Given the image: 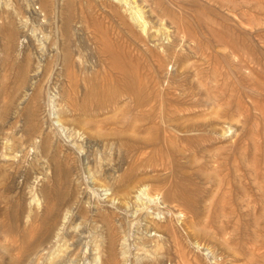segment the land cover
Returning a JSON list of instances; mask_svg holds the SVG:
<instances>
[{
  "label": "rangeland",
  "instance_id": "rangeland-1",
  "mask_svg": "<svg viewBox=\"0 0 264 264\" xmlns=\"http://www.w3.org/2000/svg\"><path fill=\"white\" fill-rule=\"evenodd\" d=\"M0 117V264H264V0H0Z\"/></svg>",
  "mask_w": 264,
  "mask_h": 264
},
{
  "label": "bare ground",
  "instance_id": "bare-ground-1",
  "mask_svg": "<svg viewBox=\"0 0 264 264\" xmlns=\"http://www.w3.org/2000/svg\"><path fill=\"white\" fill-rule=\"evenodd\" d=\"M126 3V2H125ZM48 4V3H47ZM127 5V4H126ZM130 9V8H129ZM129 11V19H131L134 23H136V25H138L139 27H140V29H142V30H144L145 29V21L143 20V18H142V16L140 15V13L136 10H132V9H130V10H128ZM128 14V13H127ZM68 18V17H67ZM126 18H128V17H126ZM68 19H70V18H68ZM123 19H125V17L123 18ZM125 21V20H124ZM66 25V24H65ZM129 25V24H128ZM59 32V31H58ZM7 35V34H6ZM11 37V36H10ZM34 37V36H33ZM26 38V37H25ZM29 39V38H28ZM19 42V41H18ZM20 43V42H19ZM11 44V43H10ZM10 46V45H9ZM67 57V56H66ZM42 59V58H41ZM29 61V60H28ZM27 61V62H28ZM79 63V62H78ZM28 64V63H27ZM80 64V63H79ZM25 67V66H24ZM28 67V66H27ZM68 68H69V66H68ZM26 69H28V68H26ZM73 69V68H72ZM25 70V69H24ZM23 71V70H22ZM31 80V79H30ZM112 80V79H111ZM104 81V80H103ZM112 82V81H111ZM120 82V81H119ZM130 83V82H129ZM106 84V83H105ZM32 85V84H31ZM108 85V84H107ZM118 85V84H117ZM40 86V85H39ZM116 86V85H115ZM34 87V86H33ZM106 87V86H105ZM118 87V86H117ZM116 87V88H117ZM39 88H41V87H39ZM33 89V88H32ZM95 89V88H94ZM98 89V88H97ZM100 89V88H99ZM102 89V88H101ZM100 89V90H101ZM108 89V88H107ZM132 89V88H131ZM29 90V89H28ZM113 90V89H112ZM118 90H119V88H118ZM95 91V90H94ZM120 91V90H119ZM129 91H130V89H129ZM39 92H40V90H39ZM56 92V91H55ZM103 92V91H102ZM112 92V91H111ZM121 92V91H120ZM119 92V93H120ZM136 92V91H135ZM135 92H133V93H131V95L132 94H134ZM128 93H130V92H128ZM149 93V92H148ZM94 94V93H93ZM105 94V93H104ZM121 94V93H120ZM123 94V93H122ZM102 95V94H101ZM113 95V94H112ZM114 95H115V93H114ZM124 95V94H123ZM147 95V94H146ZM109 96V95H108ZM141 96V95H140ZM139 96V97H140ZM34 97H36V96H34ZM33 97V98H34ZM53 97V96H52ZM119 97V96H118ZM128 97V96H127ZM143 97V96H142ZM142 97H140V98H142ZM20 98V97H19ZM144 98V97H143ZM150 98V97H149ZM53 99H54V97H53ZM116 99V98H115ZM136 99H138V97L136 98ZM145 99V98H144ZM151 99V98H150ZM154 99V98H153ZM20 100V99H19ZM27 100V99H26ZM41 100V99H40ZM139 100V99H138ZM137 100V101H138ZM98 101H99V98H98ZM110 101V100H109ZM112 101V100H111ZM154 101V100H153ZM96 102H97V100H96ZM103 102V101H102ZM139 103H143V99H140L139 101H138ZM146 102V101H145ZM37 103V102H36ZM106 103V102H105ZM148 103H149V101H148ZM19 104V103H18ZM11 105V104H10ZM35 105V104H34ZM38 105V104H37ZM109 105V104H108ZM145 105V104H144ZM147 105V104H146ZM55 106V105H54ZM56 107V106H55ZM58 107V106H57ZM107 107V106H106ZM2 108V107H1ZM8 108V107H7ZM6 108V109H7ZM17 108H18V106H17ZM34 108V107H33ZM127 108H128V106H127ZM154 107H152V109H153ZM100 109V108H99ZM143 109V108H142ZM152 109H148V111L147 112H145L144 113V115H143V119H145V120H147V121H155V119H157L158 120V118H159V116L157 115V114H161V115H164V116H167L168 115V113H169V111L166 109V107H160V108H158V110H152ZM144 110V109H143ZM7 111V110H6ZM19 111V110H18ZM26 111V110H25ZM40 111V110H39ZM5 112V111H4ZM32 112V111H31ZM142 112V111H141ZM20 113H21V111H20ZM127 113H129L128 111H125L123 114L125 115V114H127ZM15 115V114H14ZM18 115V114H17ZM56 115V114H55ZM4 116H5V114H4ZM58 116V115H57ZM56 116V117H57ZM61 116V115H60ZM140 117V116H139ZM1 118V117H0ZM13 118V117H12ZM35 119V118H34ZM56 119V118H55ZM140 119V118H139ZM138 118H137V120H139ZM10 120H15L14 118L13 119H10ZM61 120V119H60ZM56 121L59 123V124H61L60 122H59V120L58 119H56ZM158 121H160V120H158ZM162 121V120H161ZM2 122H4V121H2ZM136 122V121H135ZM137 122H139V121H137ZM33 123V122H32ZM134 124V121L133 122H129V126H130V124ZM140 123V122H139ZM153 123V122H152ZM157 123V122H156ZM163 123V122H162ZM131 124V125H132ZM136 124V123H135ZM35 125V124H34ZM62 125V124H61ZM141 125V124H140ZM74 126V125H73ZM80 126V125H79ZM135 127H136V125H134ZM119 127H120V125H119ZM118 127V128H119ZM47 128V127H46ZM62 128L63 129H66V132H67V130H68V136L69 137H73V136H77L76 134H75V132H73V131H71V130H69L68 129V127H66L65 125H62ZM73 128V127H72ZM80 128H81V126H80ZM116 128V127H115ZM129 128V127H128ZM130 128H134L133 127V125H132V127H130ZM129 128V129H130ZM37 129V128H36ZM78 129H79V127H78ZM83 130V129H82ZM124 130H126V129H124ZM40 131V130H39ZM45 131V130H44ZM79 131H80V129H79ZM101 131V130H100ZM128 131V130H127ZM37 132V131H36ZM117 132V131H116ZM126 132V131H125ZM79 133V132H78ZM107 133V132H106ZM113 133V132H112ZM81 134V133H80ZM79 134V135H80ZM88 134V133H87ZM102 134V133H101ZM104 134V133H103ZM109 134H111V133H109ZM108 134V135H109ZM124 134V133H123ZM89 135V134H88ZM117 135H118V133H117ZM128 135V134H127ZM126 135V136H127ZM90 136V135H89ZM96 136H99L98 134L96 135ZM100 136H102V135H100ZM106 136V135H105ZM105 136H103V137H105ZM116 136V135H115ZM120 136H121V134H120ZM130 136V135H129ZM42 137V136H41ZM80 137V136H79ZM82 137V136H81ZM80 137V138H81ZM91 137V136H90ZM95 137V136H94ZM108 137V136H107ZM132 137V136H131ZM84 138V137H83ZM128 138V137H127ZM56 139V138H55ZM92 139V138H91ZM90 139V140H91ZM110 139V138H109ZM39 140V139H38ZM45 140V139H44ZM48 140V139H47ZM102 140V139H101ZM131 140V139H130ZM148 140V139H147ZM71 141H73L74 142V145L76 146V148H78L80 151L82 150V147L80 146V144H78L77 143V141L76 140H71ZM106 141V140H105ZM120 141H121V143L120 142H118V145H119V143L120 144H124V145H126V143H124V142H129V140L128 141H126L125 140V138L123 137V138H121L120 139ZM7 142V141H6ZM45 142V141H44ZM47 142V141H46ZM86 142V141H85ZM88 142V141H87ZM99 142V141H98ZM160 142V141H159ZM3 143V142H2ZM8 143V142H7ZM57 143V142H56ZM108 143V142H107ZM106 143V144H107ZM113 143V142H112ZM132 144V143H131ZM90 145V144H89ZM103 145V144H102ZM109 145V144H108ZM123 145V146H124ZM129 145V144H128ZM56 146V145H55ZM110 146V145H109ZM121 146V145H120ZM122 146V147H123ZM28 147V146H27ZM129 147V146H128ZM160 147V146H159ZM34 148V147H33ZM103 148V147H102ZM106 148V147H105ZM131 148V147H130ZM39 149V148H38ZM70 149V148H69ZM112 149V148H111ZM110 149V150H111ZM7 150H8V148H7ZM24 150V149H23ZM66 150V149H65ZM109 150V149H108ZM129 150V149H128ZM130 151V150H129ZM10 152V151H9ZM20 152V151H19ZM56 152V151H55ZM128 152V151H127ZM165 152V151H164ZM51 153V152H50ZM131 153V152H130ZM130 153H129V155H130ZM47 154V153H46ZM62 154H64L63 152H62ZM66 154V153H65ZM71 154V153H70ZM82 155V154H81ZM5 156H7V155H5ZM99 156V155H98ZM101 156V155H100ZM99 156V157H100ZM128 156V155H127ZM161 156V155H160ZM3 158V157H2ZM6 158V157H5ZM169 158V157H168ZM83 159H84V157H83ZM86 160V159H85ZM100 160V159H99ZM4 163V162H3ZM97 164V163H96ZM59 166H61V165H59ZM109 166V165H108ZM84 167V166H83ZM1 171V170H0ZM87 171V170H86ZM107 173V172H106ZM103 174H105V173H103ZM112 175V174H111ZM90 176V175H89ZM93 177V176H92ZM2 178V177H1ZM2 180V179H1ZM110 180V179H109ZM127 180V179H126ZM1 183H3V182H1ZM109 188V187H108ZM57 193V192H56ZM107 193V192H106ZM105 193V195H108V194H106ZM35 195V194H34ZM136 198H135V201L134 202H132L131 204H129L130 206H132L133 207V209L135 208V212H137V208L138 207H140V208H143V209H146L147 208V203H150V202H154V201H156L158 198H154V197H151L150 196V194L148 193V189H147V186H143V187H141V189L137 192V195L135 196ZM107 200H108V198H107ZM110 200L112 201V202H115V198H110ZM111 202V203H112ZM120 203V202H119ZM31 204V203H30ZM46 204V203H45ZM39 205V204H38ZM111 205V204H110ZM125 205V204H124ZM113 206V205H112ZM127 206V205H126ZM129 207V206H128ZM70 208V207H69ZM127 208V207H126ZM30 209V208H29ZM132 209V210H133ZM154 212V211H153ZM30 213V212H29ZM45 213H46V211H45ZM61 213V212H60ZM69 213H70V210L69 211H67L66 213H64L63 214V217H62V219H61V222H59V224H56L55 225V223H53V225H50V226H52V228L53 229H55V232H54V238H56L57 239V243H58V245H57V247H56V249L53 251V252H51V254H50V251H48L49 253L48 254H50L49 256L50 257H48V258H46L47 259V263L46 264H48V262H51V263H54V264H75V261L74 260H70L71 258L69 257V248L68 247H70V245H72V244H65V243H63V244H60V243H62V239H63V241L64 242H66V240H68V239H66L67 238V236H66V238H65V236H64V238L66 239V240H64V238L62 237V230H63V228H64V226H65V223L67 222V220H68V217H69ZM30 216V215H29ZM158 216V215H157ZM33 220V219H32ZM31 220V221H32ZM45 220V219H44ZM83 220V219H82ZM153 221H156V220H154L153 219ZM43 222V221H42ZM50 222V221H49ZM157 224V223H156ZM70 226V225H69ZM146 226V225H145ZM147 227H149V226H147ZM96 228V227H95ZM94 229V228H93ZM146 230H148V229H146ZM78 231V230H77ZM76 233V232H75ZM95 233H97V232H95ZM52 235V234H51ZM50 235V236H51ZM64 235V234H63ZM68 235V234H67ZM136 235V234H135ZM47 236V235H46ZM101 236H102V234H101ZM123 236V235H122ZM29 237V236H28ZM92 237V236H91ZM32 238V237H31ZM69 238H71V236L69 237ZM75 238V237H74ZM121 238V237H120ZM30 239V238H29ZM73 239V238H72ZM72 239H71V241H72ZM79 239H80V237H79ZM143 239V237H141L140 239H139V242L141 241ZM49 240V239H48ZM81 240V239H80ZM149 240V239H148ZM61 241V242H60ZM70 241V240H69ZM68 241V242H69ZM177 241V240H176ZM60 242V243H59ZM73 242V241H72ZM152 242V241H151ZM47 243H48V241H47ZM56 243V244H57ZM142 243H144L143 241H142ZM149 243V242H148ZM104 244V243H103ZM124 244H126V243H124V241H123V243L121 244V247H120V253L122 254V255H119V256H121V262L123 263V264H125L126 263V261H127V258H126V256H125V253L127 252V250H126V245H124ZM150 244V243H149ZM115 245V244H114ZM118 245V244H117ZM152 245H153V243H152ZM73 246V245H72ZM100 246H101V243L100 244H98V243H96V242H94V247H95V249H94V253H93V256H91L92 258V261H93V263L94 264H100L101 263V261H102V251H101V249H100ZM144 247H145V245H143ZM148 247V246H147ZM55 248V247H54ZM68 248V249H67ZM21 249V248H20ZM71 249V248H70ZM73 249V248H72ZM103 249V248H102ZM113 249V248H112ZM109 252V251H108ZM142 255V254H141ZM46 257V256H45ZM146 259V258H145ZM36 261V260H35ZM116 261V260H115ZM149 262V261H148ZM152 262V261H151ZM156 263V262H155Z\"/></svg>",
  "mask_w": 264,
  "mask_h": 264
}]
</instances>
